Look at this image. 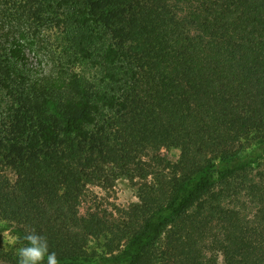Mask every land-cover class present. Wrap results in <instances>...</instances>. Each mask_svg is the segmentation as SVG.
I'll list each match as a JSON object with an SVG mask.
<instances>
[{
	"label": "trees",
	"instance_id": "16d2710c",
	"mask_svg": "<svg viewBox=\"0 0 264 264\" xmlns=\"http://www.w3.org/2000/svg\"><path fill=\"white\" fill-rule=\"evenodd\" d=\"M2 1V260L34 230L59 264H264V0ZM136 172L127 223L80 213L88 184Z\"/></svg>",
	"mask_w": 264,
	"mask_h": 264
},
{
	"label": "rangeland",
	"instance_id": "374dc122",
	"mask_svg": "<svg viewBox=\"0 0 264 264\" xmlns=\"http://www.w3.org/2000/svg\"><path fill=\"white\" fill-rule=\"evenodd\" d=\"M6 11L13 12L11 6L5 3V1H0V13ZM5 14H9L6 12ZM2 14L0 15V19ZM56 39V35L51 34V44ZM60 39V37H59ZM43 51V50H42ZM26 62L28 67L29 75L37 76L40 71L48 72L54 66L52 62L46 57L45 52H41L38 57H35L33 53L26 54ZM160 155L167 160L173 162L178 156L177 150L171 149L168 146H163L160 151ZM144 161V160H143ZM148 165L150 161H146ZM149 169V168H147ZM153 175L148 176L146 179L148 184H157L161 181L164 176L168 175L167 170L163 167L157 168L153 164L150 167ZM136 172L134 179H129L125 175H117L115 178H111L102 183L88 184L79 207L81 214H85L88 211L97 212L103 220L108 223L123 225L127 223V213L130 212L131 208L140 203V188H142L145 183L142 180L141 174ZM10 179L13 176L9 174ZM113 178V179H112ZM142 191V190H141ZM17 242V238L7 222L0 220V264H9L2 260V253L8 252ZM89 250L97 255L106 253V246L104 241L92 239L89 244Z\"/></svg>",
	"mask_w": 264,
	"mask_h": 264
},
{
	"label": "clouds",
	"instance_id": "9594fccd",
	"mask_svg": "<svg viewBox=\"0 0 264 264\" xmlns=\"http://www.w3.org/2000/svg\"><path fill=\"white\" fill-rule=\"evenodd\" d=\"M25 239L28 245L18 250V264H59L56 253L48 251V242L46 237L35 234L32 230Z\"/></svg>",
	"mask_w": 264,
	"mask_h": 264
}]
</instances>
